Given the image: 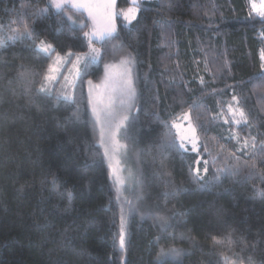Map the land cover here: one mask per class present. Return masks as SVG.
Wrapping results in <instances>:
<instances>
[{
	"label": "trees",
	"instance_id": "trees-1",
	"mask_svg": "<svg viewBox=\"0 0 264 264\" xmlns=\"http://www.w3.org/2000/svg\"><path fill=\"white\" fill-rule=\"evenodd\" d=\"M137 4L136 19L117 17L115 36L96 43L98 61L85 62L65 99L40 89L54 55H69L62 79L86 52L87 17L58 15L49 0H0V36L32 31L0 47V264H264V17L249 0ZM124 58L136 96L122 142L135 180L119 188L87 85ZM183 112L197 153L172 128Z\"/></svg>",
	"mask_w": 264,
	"mask_h": 264
},
{
	"label": "snow or ice",
	"instance_id": "snow-or-ice-1",
	"mask_svg": "<svg viewBox=\"0 0 264 264\" xmlns=\"http://www.w3.org/2000/svg\"><path fill=\"white\" fill-rule=\"evenodd\" d=\"M116 3L117 0H52V7H54L56 14H61L66 8L70 9L71 11L75 13L83 14L84 12L87 13L88 17L94 22V25L96 22L100 20L106 21V25L102 30H99V36L97 37V30L94 28V31L89 33H84L86 37H89V42L92 43L94 39L98 38L100 40L110 39L113 38L116 34V25L113 23L116 17L123 15L124 19L128 21L130 24L132 20L136 19V13L139 9V5L136 3V0H133V6L129 7L126 11L116 10ZM253 9L257 12L258 15L261 17H264V0H262L261 6L257 8L256 4H252ZM48 7L45 9H39L36 10L34 15L36 16H43L47 11ZM68 21L71 24L75 23V20L72 16H69ZM32 37V31L29 28V26L25 25L23 31H20L19 29H11V34L7 36L6 38L3 36H0V47L5 46L7 40H20L25 38H31ZM37 48L40 52L48 53L52 50L51 44H45L44 41H41L39 45H37ZM93 51H98L96 49H93ZM97 59V56L90 57L89 62H93ZM261 59L264 60V53L261 55ZM60 60V57H57V61ZM80 60V57H77V62ZM130 65V59L124 58L120 61V71L115 74V76H109L108 80L105 83V91H108L111 84L113 82L117 83L119 85L118 88L111 87V95L108 96L107 102H105L104 94L102 93L100 95V98L97 99L95 102L90 100V104H93V114L96 116V121L98 124H101V143L103 144L104 141V135L105 131L110 133V135L113 138L114 141V148L113 151H117L121 145L118 144V142L115 141V137L121 132L122 129H124L125 122L129 119L127 115H123L119 119L117 117L119 116V113L115 110V94L116 92H119L121 96L120 100V107L123 108L125 104H128L130 107V102L134 100L136 96V90L133 86V79H132V71L129 67ZM86 66V65H85ZM109 66L106 65V69ZM264 67V65H262ZM57 71L56 67H53L52 65L49 66V73H53ZM79 72L80 69H77ZM45 81H51L55 80L54 75H46L44 77ZM91 83V82H90ZM41 92L45 91V88L42 87L40 89ZM65 99H68L65 97ZM235 100L236 97H233ZM102 106V107H101ZM239 113V116L242 119H245V114L241 110H237ZM104 117L105 123L107 125L105 129V125L101 123V117ZM237 124L240 123L239 120L235 121ZM115 125V128L113 129L112 125ZM167 126V125H165ZM173 127H177L176 124H173ZM195 130L193 129V132ZM247 142H245L246 144ZM181 149L185 147L184 143L181 142L180 146ZM195 150V148L193 149ZM105 156L107 157L109 155V151L107 148H105ZM112 167V165H110ZM207 170V169H205ZM131 180H135V177L132 173L129 174V178ZM116 183L118 185H125L126 181L124 179H120L119 177L116 180ZM119 193V188H118ZM261 197H264V191H261L259 193ZM119 199V195H118ZM122 215H121V230H120V248L123 250L125 248V221H124V215H123V209H121ZM161 220L164 218L161 217ZM181 250L176 248H170L165 252V250L161 249V255L168 254L173 256L180 255Z\"/></svg>",
	"mask_w": 264,
	"mask_h": 264
},
{
	"label": "rangeland",
	"instance_id": "rangeland-1",
	"mask_svg": "<svg viewBox=\"0 0 264 264\" xmlns=\"http://www.w3.org/2000/svg\"><path fill=\"white\" fill-rule=\"evenodd\" d=\"M49 1H50V5H52V0H49ZM128 1L129 2H128L127 6H123V7L119 8L118 10H117V3H116V10L118 12L121 10L126 11L129 7H132L133 6V0H128ZM138 1L139 0H136V3H138ZM253 3H255L257 8H259L261 6L262 0H249L250 10L252 11V13L258 15L257 12L252 7ZM52 8L54 9V7H52ZM84 14L88 19V27H87L86 32L91 34L95 28L97 30V37H98L99 36V30H102L105 27L107 22L104 20H100V21L96 22V24L94 25V22L88 17L87 13L84 12ZM136 15H137V13H136ZM258 16H260V15H258ZM118 17L121 18L125 24H128V21H126L124 19L123 15H120ZM116 18L113 21V23H115V25H116ZM73 19L75 20V23L72 25H74V26H76V25L81 26L82 25V22L80 20H78L75 17H73ZM116 27H117V25H116ZM84 39H85L86 44H87L86 52L77 54L72 59L71 63L67 66V69H66L62 79L60 78V75H61L63 67L65 66L67 60L69 59L68 58L69 55L68 54H66V55L56 54L52 57L50 65H52L53 67H56L57 71H55L53 73H49V69H48L47 75H49V74L54 75L55 80L45 82V84L43 86L45 88V91H48L50 93L53 92L57 96H60L62 98H65V97H67L68 99L71 98L73 86H74L76 79L79 76L81 69H82L83 65L85 64V62L89 61L90 57H92V56H97V59L93 62L98 61V59L100 57V49L96 45V43H99L102 40L96 38L93 40L92 43H90L89 37H86L85 35H84ZM93 49H96L98 51H93ZM58 56L60 57L59 61H57ZM77 57H80V60L78 62H77ZM262 63L264 65V60H262ZM106 65L109 66L107 69H106ZM77 69H80V71L78 72ZM119 71H120V63H118V64L105 63L103 66V73H102V78H101L100 82H98L96 84L89 83L87 85L88 100L89 101L92 100L93 102H95L97 99L100 98V95L103 93L105 102H107L108 96L112 94L111 93V87L118 88L119 85L117 83L113 82L111 84L109 90L105 91V83L108 80L109 76H115V74L118 73ZM133 86H134V84H133ZM120 100H121V96H120L119 92H116V94H115L116 109L115 110L119 113V116L117 117V119H119L123 115L129 116V114L131 113L132 104L134 101L133 100L130 102V104H131L130 107L128 106V104H125V106L123 108H121L120 107ZM89 106H90L91 114H92L93 118L95 119V123L97 126V133L99 135L98 143L101 146L103 153H105V148H107L109 151V155L106 157L104 154V156L108 162V166L110 169V175L115 182H116L118 177L120 179H124L126 181L125 185H118L117 183H116V185L119 188H124V187L126 188V185H128L130 183L131 179H128V178H129L130 173L133 174V170H132L133 168L129 162L130 160L127 156L125 146L122 142V134H123L122 131H123V129L115 137V141L118 142V144L122 146L117 151H113L114 141H113V138L110 135V133H108L107 131H105L104 141L102 144L101 143V130H102L101 124L97 123L96 116L93 114V104H90V102H89ZM101 123L105 125V129H106L107 125L105 123L103 116L101 117ZM173 124H176L177 127H173ZM112 127L114 129L115 125L113 124ZM172 128L175 132L179 146H180L181 142H183L185 145V147L183 148L184 150L191 151L193 153H197V151H198V140H197L195 131L193 132L194 126H193L191 119H190V116L187 112H183L182 114L179 115V117L176 120H174L172 122ZM194 148H195V150H193ZM197 161L198 162L200 161L199 157H198ZM110 165H112V167H110ZM194 172L198 174L199 168L196 167Z\"/></svg>",
	"mask_w": 264,
	"mask_h": 264
}]
</instances>
